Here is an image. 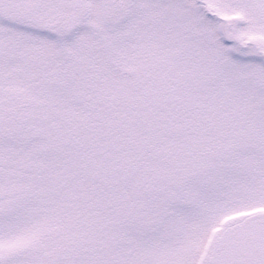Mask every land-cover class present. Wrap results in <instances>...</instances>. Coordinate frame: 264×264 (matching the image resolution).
I'll return each mask as SVG.
<instances>
[{
    "label": "snow or ice",
    "instance_id": "1",
    "mask_svg": "<svg viewBox=\"0 0 264 264\" xmlns=\"http://www.w3.org/2000/svg\"><path fill=\"white\" fill-rule=\"evenodd\" d=\"M0 264H264V0H0Z\"/></svg>",
    "mask_w": 264,
    "mask_h": 264
}]
</instances>
